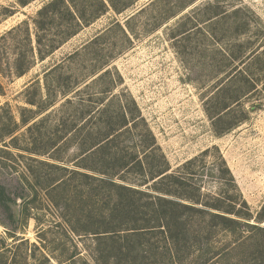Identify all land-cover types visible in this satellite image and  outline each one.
<instances>
[{
    "label": "rangeland",
    "instance_id": "1",
    "mask_svg": "<svg viewBox=\"0 0 264 264\" xmlns=\"http://www.w3.org/2000/svg\"><path fill=\"white\" fill-rule=\"evenodd\" d=\"M45 1L0 0V189L9 198L0 202V264H70L72 253L76 264H95L89 248L100 204L95 184L86 186L70 171L79 137H69L71 117L57 88L89 81L100 66L115 78L112 92L135 100L171 170L207 148V160L219 151L252 211L260 208L264 0H114L127 7L119 13L109 7L40 60L30 47ZM19 25L20 32L8 33ZM57 30L47 29L54 40ZM18 64H29L20 76ZM57 64L46 79L55 100L39 111L44 73ZM238 70L242 83L254 82L231 105L230 117L242 121L216 135L205 108ZM225 119L220 128L230 124ZM203 180L204 191H216L214 179Z\"/></svg>",
    "mask_w": 264,
    "mask_h": 264
},
{
    "label": "trees",
    "instance_id": "2",
    "mask_svg": "<svg viewBox=\"0 0 264 264\" xmlns=\"http://www.w3.org/2000/svg\"><path fill=\"white\" fill-rule=\"evenodd\" d=\"M109 7L119 13L127 6L118 7L114 0L45 1L34 17L35 46L30 49L43 60ZM54 24L57 40L47 32ZM21 28L13 27L8 33ZM59 67L44 73L45 87L48 76ZM28 68L29 64H18L15 73L20 76ZM95 69L89 81L73 89L70 84L57 88L65 98L61 108L66 107L71 117L69 137H79L76 168L70 171L86 186L95 184L100 204L95 244L89 248L94 263L264 264V203L252 211L218 149L213 148L218 151L213 160L206 159L212 151L207 148L171 170L135 100L123 91L112 92L115 78L108 69ZM242 73L232 75L207 103L205 111L216 135L242 121L230 117L241 89L254 85L249 80L242 83ZM55 95L47 86L46 100L38 110L52 105ZM223 118L230 124L220 128ZM205 177L216 181V191H204ZM8 199L1 188L0 202ZM71 232L77 234L73 227ZM68 261L76 264V254Z\"/></svg>",
    "mask_w": 264,
    "mask_h": 264
}]
</instances>
